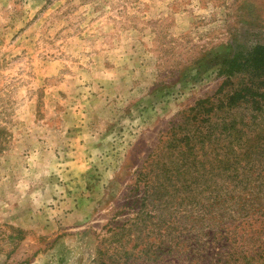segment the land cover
<instances>
[{
    "label": "rangeland",
    "instance_id": "1",
    "mask_svg": "<svg viewBox=\"0 0 264 264\" xmlns=\"http://www.w3.org/2000/svg\"><path fill=\"white\" fill-rule=\"evenodd\" d=\"M258 45L264 0H0V264H264Z\"/></svg>",
    "mask_w": 264,
    "mask_h": 264
},
{
    "label": "trees",
    "instance_id": "2",
    "mask_svg": "<svg viewBox=\"0 0 264 264\" xmlns=\"http://www.w3.org/2000/svg\"><path fill=\"white\" fill-rule=\"evenodd\" d=\"M250 70L258 74L259 78H264V45L256 46L248 56H233L228 57L224 60V66L219 70V72L226 74L228 81L231 82V78L241 72ZM264 85V79L262 81ZM260 86L254 87V84H242V87L239 90H236L230 97L229 103L236 105L242 99H248L249 96H262L259 92ZM258 99V98H257ZM257 104H260L262 101L259 99L255 100ZM209 101L207 99H201L197 102L196 107L203 108Z\"/></svg>",
    "mask_w": 264,
    "mask_h": 264
}]
</instances>
